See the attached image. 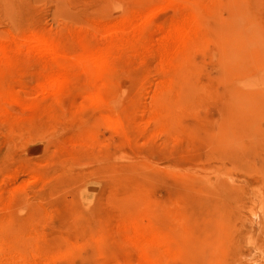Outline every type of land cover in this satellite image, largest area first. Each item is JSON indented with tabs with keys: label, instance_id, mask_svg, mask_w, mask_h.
I'll return each mask as SVG.
<instances>
[{
	"label": "rangeland",
	"instance_id": "1",
	"mask_svg": "<svg viewBox=\"0 0 264 264\" xmlns=\"http://www.w3.org/2000/svg\"><path fill=\"white\" fill-rule=\"evenodd\" d=\"M0 264H264V0H0Z\"/></svg>",
	"mask_w": 264,
	"mask_h": 264
},
{
	"label": "bare ground",
	"instance_id": "2",
	"mask_svg": "<svg viewBox=\"0 0 264 264\" xmlns=\"http://www.w3.org/2000/svg\"><path fill=\"white\" fill-rule=\"evenodd\" d=\"M251 29H254L253 31L255 33H257V34H260V32H261L259 30V28H256V27H251ZM39 43L47 51L52 49V47L48 44L47 41L39 40ZM93 60L96 61L95 56H94ZM97 60H98V62L102 63V60H103L102 56L100 55L97 58ZM101 91H102V89L99 88L97 90V93H101ZM167 109H168V107H167ZM139 230L141 232H143L144 234L151 235L152 237H153V235L156 236L159 239V241L161 242V244L170 253H180V252H182L184 243L187 241V239L189 237L188 232L184 236H182V235L176 236L172 232H166V234H165V232L164 233L158 232V230L155 228V226L153 224H149V223H142L139 226Z\"/></svg>",
	"mask_w": 264,
	"mask_h": 264
}]
</instances>
